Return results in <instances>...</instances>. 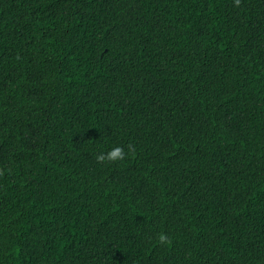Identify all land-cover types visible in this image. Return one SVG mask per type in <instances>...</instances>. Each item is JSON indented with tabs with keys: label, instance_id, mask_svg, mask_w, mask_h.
<instances>
[{
	"label": "trees",
	"instance_id": "obj_1",
	"mask_svg": "<svg viewBox=\"0 0 264 264\" xmlns=\"http://www.w3.org/2000/svg\"><path fill=\"white\" fill-rule=\"evenodd\" d=\"M0 264H264V0H0Z\"/></svg>",
	"mask_w": 264,
	"mask_h": 264
},
{
	"label": "clouds",
	"instance_id": "obj_2",
	"mask_svg": "<svg viewBox=\"0 0 264 264\" xmlns=\"http://www.w3.org/2000/svg\"><path fill=\"white\" fill-rule=\"evenodd\" d=\"M125 158V152L124 149L120 146H115L108 150L106 153L101 152L96 156L97 161L103 162L105 160L107 161H118L123 160ZM162 240H164V237H161Z\"/></svg>",
	"mask_w": 264,
	"mask_h": 264
}]
</instances>
